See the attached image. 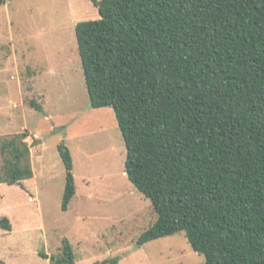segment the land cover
Returning <instances> with one entry per match:
<instances>
[{
  "label": "trees",
  "instance_id": "trees-1",
  "mask_svg": "<svg viewBox=\"0 0 264 264\" xmlns=\"http://www.w3.org/2000/svg\"><path fill=\"white\" fill-rule=\"evenodd\" d=\"M85 2L72 6L96 17L74 25L89 105L113 110L127 178L156 214L137 246L183 232L205 264H264V0ZM26 137L0 144V184L32 177ZM58 153L66 211L73 165ZM49 260L74 264L69 241Z\"/></svg>",
  "mask_w": 264,
  "mask_h": 264
},
{
  "label": "rangeland",
  "instance_id": "rangeland-1",
  "mask_svg": "<svg viewBox=\"0 0 264 264\" xmlns=\"http://www.w3.org/2000/svg\"><path fill=\"white\" fill-rule=\"evenodd\" d=\"M72 3L88 11L85 0L0 6V144L26 133L32 170L24 189L0 185V219L14 226L12 233L0 229V264H51L64 239L74 264H205L183 232L137 246L156 214L127 178L126 146L113 110L89 105L74 25L96 17L94 11L74 16ZM59 145L73 165L75 195L66 211ZM2 167L0 153V176Z\"/></svg>",
  "mask_w": 264,
  "mask_h": 264
},
{
  "label": "crops",
  "instance_id": "crops-1",
  "mask_svg": "<svg viewBox=\"0 0 264 264\" xmlns=\"http://www.w3.org/2000/svg\"><path fill=\"white\" fill-rule=\"evenodd\" d=\"M31 151V150H30ZM1 185V184H0ZM23 186H24V184H23ZM25 187V186H24ZM4 217H6V216H4ZM8 218V217H7ZM9 219V218H8ZM9 221H10V223H11V219H9ZM11 228H12V231L11 232H9V233H12L13 232V230H14V226H13V224L11 223Z\"/></svg>",
  "mask_w": 264,
  "mask_h": 264
}]
</instances>
